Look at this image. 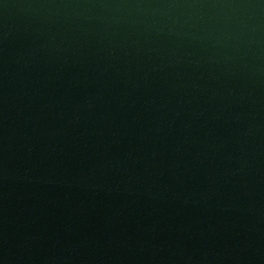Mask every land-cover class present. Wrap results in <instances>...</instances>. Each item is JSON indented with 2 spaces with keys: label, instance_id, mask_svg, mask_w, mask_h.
<instances>
[{
  "label": "water",
  "instance_id": "1",
  "mask_svg": "<svg viewBox=\"0 0 264 264\" xmlns=\"http://www.w3.org/2000/svg\"><path fill=\"white\" fill-rule=\"evenodd\" d=\"M0 264H264V0H0Z\"/></svg>",
  "mask_w": 264,
  "mask_h": 264
}]
</instances>
